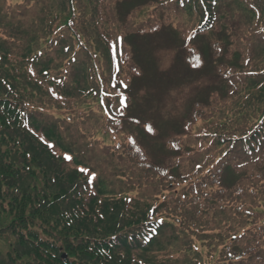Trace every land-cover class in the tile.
I'll return each instance as SVG.
<instances>
[{
    "label": "trees",
    "instance_id": "1",
    "mask_svg": "<svg viewBox=\"0 0 264 264\" xmlns=\"http://www.w3.org/2000/svg\"><path fill=\"white\" fill-rule=\"evenodd\" d=\"M103 1L0 0V213L16 228L2 264H264V0H238L252 18L239 33L224 17L207 25L214 0H163L202 22L113 37ZM159 1L144 6L156 14ZM163 29L181 45L184 79L215 76L162 142L146 73L124 45ZM39 117L54 126L39 130ZM150 137L162 164L139 143ZM35 172L45 189L33 194L22 180Z\"/></svg>",
    "mask_w": 264,
    "mask_h": 264
},
{
    "label": "rangeland",
    "instance_id": "2",
    "mask_svg": "<svg viewBox=\"0 0 264 264\" xmlns=\"http://www.w3.org/2000/svg\"><path fill=\"white\" fill-rule=\"evenodd\" d=\"M20 1L21 0H11V3L15 4V3H19ZM105 1H103L102 5L104 11L106 13H109L108 14L109 25L110 28L112 29V32L110 33L111 37H113L114 32L116 31L120 32L122 29L126 31V34L128 32L132 33L138 30H145L151 33L153 31V27L155 25L157 26L156 23H158V25L161 23L164 24L163 26L164 29L165 27H169L171 29L172 26H168V24L171 23V25L178 28H182L183 31L187 32L192 28V26H195L197 24L200 25V23L202 22L200 21L201 19L197 18V15L202 16L201 12L200 14H198L196 10V14H197L196 15L194 11L189 8H188V12H185L182 8H180L179 5H176L174 8L173 6L167 5L166 2H163V0L159 1L162 4L159 6L160 9H158V13L156 11V14H153V10L156 8V6L153 5L144 6L147 0H136L135 5L127 4L128 0H105ZM260 1L261 0H258L257 2L254 3V5H256L257 8H262L260 6ZM119 3L120 6L118 8H115L116 5ZM137 4L140 6L135 8L128 16H126L130 11V7L136 6ZM206 4L207 2L204 1V5ZM214 4L215 5L213 7L209 6L210 12L206 13V16L209 19V21H214V22H208L207 25H213V26L215 25V27H217L220 24L219 18L224 17L223 20H225L226 23L229 24V27L232 30H234L236 33H239V28H243L245 24L252 21V18H250L249 13L244 7L240 6L238 0H214ZM128 7L129 9H127ZM198 8L200 9V4H198ZM115 9L118 14L119 12L124 13L126 17L121 19L115 17L114 15ZM175 10L176 13L178 12L177 14H175L174 12ZM220 25L223 27L224 22H221ZM156 35L158 36L149 37L147 39H141L138 42H135L133 48L130 46L131 49L127 47L125 44L124 51L125 54L128 57L131 56L135 64L144 73H146L145 75L146 85H144V87L146 88L147 92L152 93L151 119L155 121L157 125L161 124L160 129L162 130L161 134H163V138H162V142H163V139L166 138L165 133L169 132L168 136H170L172 131L174 130V124L176 122L180 123L181 120L185 118H189L191 112V106L195 102V100H203L201 99V96L204 95V92L199 91L198 93H196L195 89L204 88V85L208 82V80H211L210 78L215 76V73L211 71H206L205 68L204 69L205 71L202 70L201 73L196 72L193 76L192 81L184 79L185 70L182 68V66L186 67V65L185 64L183 65V63L176 64L177 59L179 58L183 59V54L180 51L181 45L174 47L173 46L174 43L171 40L172 36L166 35V30H164L163 33L161 34L157 32ZM180 39L185 40V37L184 38L180 37ZM116 51L118 53V49ZM122 54L120 53V55ZM138 60L144 68H142L138 64ZM129 69L130 71H132L131 66H129ZM38 121H40V124H38L39 130H42L43 132L48 127L54 126V123H50L48 120L44 118L39 117ZM165 121H167L168 123ZM170 127H171V131H170ZM36 135L40 137V134L38 132H36ZM152 138L154 137H150V140L148 141L139 139V143L143 147L145 145L144 143H149L150 149L152 151L149 153L150 158L153 159L152 163L162 164L166 161L167 157H163V158L161 157L162 155L158 152V150L160 149V145L156 146L155 142H152L155 139ZM106 140L108 141L109 139ZM184 170H187V168L184 169L183 167V169H180L179 172L181 173L183 172L184 174ZM83 174L86 175L85 172H83ZM39 179L40 176L35 172V175L33 177H31L30 179L25 178L22 181L23 182L25 181V183L26 181H28L33 185H35V187H33L32 190L28 189L31 191V193L34 194V190L36 188L39 190L45 189L44 184L40 183ZM119 180L121 182H126L127 179L120 178ZM104 181L108 183V186H106L107 191L108 189L114 188V180L112 181L111 179L106 178L104 179ZM47 188L48 185H46V189ZM136 197L137 194L134 191L132 192V195L128 196L126 200L123 202H125V204L134 203ZM159 215L161 216L160 213ZM36 217L38 219L41 218L40 215ZM12 219H13L12 216L0 213V242H3V244L0 243V264H2V262H6V260L4 261V259L7 251L10 250V246H9V243L11 242L10 238L14 241L13 237L10 234L12 230L16 231V228L11 229V231L9 230V227L12 228V226L14 225V223H12ZM155 219L156 218H153V220ZM19 225H18V229L21 230L22 228ZM29 225L31 226L32 229L31 232H34V235H38L39 239H43L44 241L46 239L48 241V236L45 234L43 230H41L40 226H38L39 223L37 221L33 222V224L31 221H29ZM170 232L168 231L169 234ZM7 234H9L8 239H6V241H3V239H5L4 237ZM172 237L175 240V236ZM167 239L170 240L171 237L168 236ZM36 243H38V241H36ZM57 243L60 245V242ZM176 244L172 242L171 253L174 252L176 248H178ZM40 247L43 248L42 246ZM48 251H52V249L45 248V250H42V253L46 254ZM53 253H55V251ZM1 255H3V257H1ZM53 255L55 256V254ZM80 257L82 258L81 254L76 258L82 261ZM150 257L152 258L151 254L148 256L146 260H150L149 259ZM164 264H171V261L168 260Z\"/></svg>",
    "mask_w": 264,
    "mask_h": 264
},
{
    "label": "snow or ice",
    "instance_id": "3",
    "mask_svg": "<svg viewBox=\"0 0 264 264\" xmlns=\"http://www.w3.org/2000/svg\"><path fill=\"white\" fill-rule=\"evenodd\" d=\"M121 102H123V101H121ZM49 147H51V145ZM65 159H70V157H65Z\"/></svg>",
    "mask_w": 264,
    "mask_h": 264
}]
</instances>
